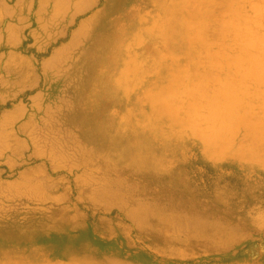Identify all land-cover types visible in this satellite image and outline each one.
<instances>
[{"label": "rangeland", "instance_id": "obj_1", "mask_svg": "<svg viewBox=\"0 0 264 264\" xmlns=\"http://www.w3.org/2000/svg\"><path fill=\"white\" fill-rule=\"evenodd\" d=\"M142 6L93 183L0 217V264H264V0Z\"/></svg>", "mask_w": 264, "mask_h": 264}, {"label": "crops", "instance_id": "obj_2", "mask_svg": "<svg viewBox=\"0 0 264 264\" xmlns=\"http://www.w3.org/2000/svg\"><path fill=\"white\" fill-rule=\"evenodd\" d=\"M143 12L142 0H0V217L60 210L70 177L93 183L94 140L114 137L99 109L130 99L109 60L130 57Z\"/></svg>", "mask_w": 264, "mask_h": 264}]
</instances>
